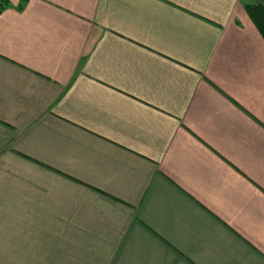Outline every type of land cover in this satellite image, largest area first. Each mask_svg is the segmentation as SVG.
Listing matches in <instances>:
<instances>
[{"label":"crops","instance_id":"obj_1","mask_svg":"<svg viewBox=\"0 0 264 264\" xmlns=\"http://www.w3.org/2000/svg\"><path fill=\"white\" fill-rule=\"evenodd\" d=\"M0 5V264H264V0Z\"/></svg>","mask_w":264,"mask_h":264},{"label":"trees","instance_id":"obj_2","mask_svg":"<svg viewBox=\"0 0 264 264\" xmlns=\"http://www.w3.org/2000/svg\"><path fill=\"white\" fill-rule=\"evenodd\" d=\"M8 4L7 0H0V5L5 6ZM247 13L256 28L264 38V4L254 3L246 6Z\"/></svg>","mask_w":264,"mask_h":264}]
</instances>
